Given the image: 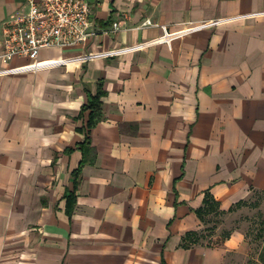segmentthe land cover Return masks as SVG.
Here are the masks:
<instances>
[{
	"label": "crops",
	"instance_id": "obj_1",
	"mask_svg": "<svg viewBox=\"0 0 264 264\" xmlns=\"http://www.w3.org/2000/svg\"><path fill=\"white\" fill-rule=\"evenodd\" d=\"M86 1L83 44L0 60V264H227L242 233L201 232L264 193V0Z\"/></svg>",
	"mask_w": 264,
	"mask_h": 264
},
{
	"label": "built area",
	"instance_id": "obj_2",
	"mask_svg": "<svg viewBox=\"0 0 264 264\" xmlns=\"http://www.w3.org/2000/svg\"><path fill=\"white\" fill-rule=\"evenodd\" d=\"M215 22L211 20L203 24L212 25ZM2 31L0 60L7 62L13 56L27 57L29 62L21 67L26 70H36L54 63L39 60V48L83 44L95 33L91 28V9L86 0H24L3 21ZM143 44L135 43L109 51H88L82 55V60L119 55L139 49Z\"/></svg>",
	"mask_w": 264,
	"mask_h": 264
},
{
	"label": "rangeland",
	"instance_id": "obj_3",
	"mask_svg": "<svg viewBox=\"0 0 264 264\" xmlns=\"http://www.w3.org/2000/svg\"><path fill=\"white\" fill-rule=\"evenodd\" d=\"M205 225L202 240L213 244L234 229L242 233V242L227 264L264 263V193L251 194L225 220L221 213L207 216Z\"/></svg>",
	"mask_w": 264,
	"mask_h": 264
},
{
	"label": "trees",
	"instance_id": "obj_4",
	"mask_svg": "<svg viewBox=\"0 0 264 264\" xmlns=\"http://www.w3.org/2000/svg\"><path fill=\"white\" fill-rule=\"evenodd\" d=\"M98 106H99L98 94L95 95L93 97V99H91L86 105L83 106V108H90L88 120H87V126L88 127H91L97 120ZM214 205H215L214 202L212 201V199H210L208 194H205L203 197V207H201L197 210V214L202 215V213H205L206 211L214 210V208H215ZM186 237L187 238L191 237V239H193L192 240L193 242H196V240L198 239V236L194 233H191V234L189 233L186 235ZM249 264H259V263L251 262ZM262 264H264V263H262Z\"/></svg>",
	"mask_w": 264,
	"mask_h": 264
}]
</instances>
